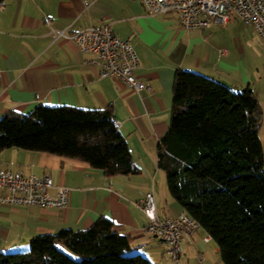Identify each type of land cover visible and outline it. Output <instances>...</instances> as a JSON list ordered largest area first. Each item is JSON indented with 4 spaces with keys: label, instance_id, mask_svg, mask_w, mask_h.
I'll list each match as a JSON object with an SVG mask.
<instances>
[{
    "label": "crops",
    "instance_id": "0c3cea01",
    "mask_svg": "<svg viewBox=\"0 0 264 264\" xmlns=\"http://www.w3.org/2000/svg\"><path fill=\"white\" fill-rule=\"evenodd\" d=\"M105 25L133 45L140 61L135 74L151 85V91L138 93L118 78L101 77V68L93 64L96 55L81 51L72 39L85 29ZM178 70L202 74L237 92L251 89L262 109L264 147V39L238 17L227 24L186 30L179 14L150 15L140 0L0 4V120L11 112L32 113L39 106L112 107L140 171L109 177L84 161L4 150L0 174L51 177L56 186L69 189V203L62 209L0 204V252L27 251L35 237L64 229L87 230L105 218L153 264L171 258V247L148 232L151 221L139 203L153 194L155 213L162 220L184 212L165 191L166 174L158 167L157 156L170 126ZM208 237L201 228L183 239L182 264H223L219 246Z\"/></svg>",
    "mask_w": 264,
    "mask_h": 264
},
{
    "label": "trees",
    "instance_id": "16d2710c",
    "mask_svg": "<svg viewBox=\"0 0 264 264\" xmlns=\"http://www.w3.org/2000/svg\"><path fill=\"white\" fill-rule=\"evenodd\" d=\"M261 116L251 89L237 92L202 74L176 72L158 167L172 198L219 246L223 264H264ZM13 148L84 161L109 177L140 172L112 107L11 112L0 120V153ZM0 264L153 263L102 218L87 230L35 237L27 251L0 252Z\"/></svg>",
    "mask_w": 264,
    "mask_h": 264
},
{
    "label": "built area",
    "instance_id": "2783aa9c",
    "mask_svg": "<svg viewBox=\"0 0 264 264\" xmlns=\"http://www.w3.org/2000/svg\"><path fill=\"white\" fill-rule=\"evenodd\" d=\"M140 1L150 15L179 14L186 30L209 28L212 23L227 24L235 16L264 39V0ZM64 35L59 33V37ZM72 39L81 51L96 55L93 64L101 68V77L118 78L138 93L151 91V85L139 80L135 74L140 61L133 45L116 36L109 25L85 29ZM116 125L120 126L118 122ZM68 203L69 189L56 186L51 177L40 179L22 172L0 174V204L62 209ZM139 207L151 221L148 232L171 247L169 254L174 263L179 264L185 256L183 239L192 237L201 229L200 224L186 212L174 219H159L153 194H148ZM211 239L209 236L206 240Z\"/></svg>",
    "mask_w": 264,
    "mask_h": 264
},
{
    "label": "rangeland",
    "instance_id": "374dc122",
    "mask_svg": "<svg viewBox=\"0 0 264 264\" xmlns=\"http://www.w3.org/2000/svg\"><path fill=\"white\" fill-rule=\"evenodd\" d=\"M165 191H166L167 195H170V194H169L168 185H167V181H166ZM170 197H171V196H170ZM212 245H215V242H213ZM66 253H67L69 256L73 257V258H77V256L73 255V254H72L71 252H69V251H67ZM166 261H167V262H165L164 264H166V263H168V264H175L174 261H173V259L170 258V257H166ZM180 264H182V261H181Z\"/></svg>",
    "mask_w": 264,
    "mask_h": 264
}]
</instances>
